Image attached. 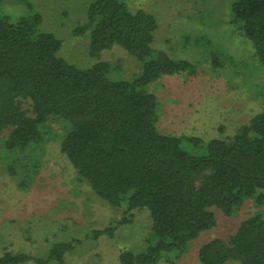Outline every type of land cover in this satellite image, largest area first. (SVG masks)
<instances>
[{
	"label": "trees",
	"instance_id": "obj_1",
	"mask_svg": "<svg viewBox=\"0 0 264 264\" xmlns=\"http://www.w3.org/2000/svg\"><path fill=\"white\" fill-rule=\"evenodd\" d=\"M124 1L91 0L76 33L88 32L92 59L112 47L122 49L139 66L129 80L109 78L107 63L87 69L68 64L59 56L60 41L38 29L39 16L0 18L4 150L30 162L44 142L40 126L50 118L66 123L60 152L79 180L114 209L148 212L145 251L121 252L119 264L178 259L200 233L215 227V211L231 217L246 201L258 210L226 240L201 246L197 259L199 264H264V110L226 139L159 133L157 99L149 86L164 76L194 75L196 68L154 49L155 18L143 10L132 12ZM231 18L264 64V0H236ZM207 56L214 68L228 61L216 48ZM66 250L55 245L46 260L59 261ZM27 259L5 254L0 264Z\"/></svg>",
	"mask_w": 264,
	"mask_h": 264
},
{
	"label": "rangeland",
	"instance_id": "obj_2",
	"mask_svg": "<svg viewBox=\"0 0 264 264\" xmlns=\"http://www.w3.org/2000/svg\"><path fill=\"white\" fill-rule=\"evenodd\" d=\"M235 1H124L132 12L143 10L155 18L154 49L196 68L194 75L164 76L149 86L157 99L159 133L203 141L226 139L264 110V64L258 63L248 39L230 24ZM90 2L3 0L0 18L39 16L38 29L60 41L59 56L68 64L87 69L107 63L109 78L131 79L139 66L122 49L112 47L98 59L88 56L89 34L76 31L85 23ZM213 48L228 60L223 67H212L207 53ZM68 128L54 118L43 123L44 142L32 151L30 162L6 152V133L0 134V257L23 254L28 259L21 264H119L121 252L145 251L148 212H127L125 206L114 209L79 180L60 152ZM257 210L252 201H246L231 217L215 211V227L200 233L178 259L166 256L159 264H199L201 246L213 239L226 240ZM96 231L104 233L94 237ZM59 244L67 247L60 260H46Z\"/></svg>",
	"mask_w": 264,
	"mask_h": 264
}]
</instances>
